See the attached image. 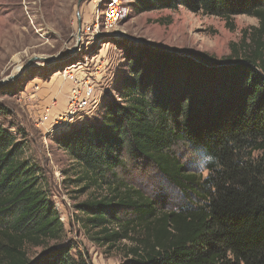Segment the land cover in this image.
Returning a JSON list of instances; mask_svg holds the SVG:
<instances>
[{"label":"trees","instance_id":"1","mask_svg":"<svg viewBox=\"0 0 264 264\" xmlns=\"http://www.w3.org/2000/svg\"><path fill=\"white\" fill-rule=\"evenodd\" d=\"M131 1L135 14L182 7L230 30L236 16L258 24L222 62L128 51L119 103L97 125L57 137L82 168L80 192L98 191L75 205L81 228L93 244L121 251L122 264H264V0ZM181 145L211 157L206 178L183 169ZM23 147L0 126V264H91L61 247L64 226ZM142 159L200 203L158 207L122 175ZM29 247L42 248L40 258L31 261Z\"/></svg>","mask_w":264,"mask_h":264},{"label":"rangeland","instance_id":"2","mask_svg":"<svg viewBox=\"0 0 264 264\" xmlns=\"http://www.w3.org/2000/svg\"><path fill=\"white\" fill-rule=\"evenodd\" d=\"M125 1L130 12L116 25L118 35L102 38L105 40L96 44H105L102 55L108 67L100 76L98 86L95 83V101L78 115L74 125L47 131L36 127L38 117L53 104V114L65 111L74 88V82L63 75L64 71L70 69L79 78L88 75L78 66L80 55L79 58L66 55L76 45L77 14L82 24L94 22L92 3L90 0H0V81L16 75L21 67L37 58L21 75L0 86V126L24 144L22 158L38 171L40 186L64 226L61 247L68 246L72 253L86 254L91 264H122L125 260L118 249L108 250L93 244L81 228L75 205L98 191L90 186L80 192L87 186L84 180L78 181L82 168L57 144V137L83 124L97 125L107 108L113 102L119 103L118 89L127 78L129 50L167 51L193 59L206 55L210 61L222 62L230 55V44L238 43L244 30L258 24L253 17L236 16L232 19L234 29L230 30L218 17L192 13L182 7L135 14L133 2ZM95 50L94 47L92 51ZM59 58L62 59L46 61ZM174 152L185 171L197 178L207 177L206 164L203 169L199 166L205 157L202 153L182 145ZM122 175L163 210L200 203L198 195L174 188L144 159L127 161ZM51 246L55 247V243ZM42 252L40 247L27 248L31 261L40 258Z\"/></svg>","mask_w":264,"mask_h":264},{"label":"built area","instance_id":"3","mask_svg":"<svg viewBox=\"0 0 264 264\" xmlns=\"http://www.w3.org/2000/svg\"><path fill=\"white\" fill-rule=\"evenodd\" d=\"M90 2L93 6L95 20L82 24L81 16L77 14L80 26L77 29L75 43L77 50L74 53L75 57L80 55L81 60L78 61V66L88 75L79 78V75L77 76L70 69L64 71L63 75L74 82V88L65 106L66 109L53 114L55 109L52 110V107L55 105L53 104L51 108L46 107L42 111L41 117H38L37 128L57 131L68 125H74L78 115L89 107L97 97L95 83L99 84V78L106 72L108 64L104 62L102 55L105 44L103 42L98 46L96 44L100 40H105L102 38L118 35V33L115 34V27L127 17L130 9L125 0H90ZM94 47L96 50L92 51Z\"/></svg>","mask_w":264,"mask_h":264},{"label":"water","instance_id":"4","mask_svg":"<svg viewBox=\"0 0 264 264\" xmlns=\"http://www.w3.org/2000/svg\"><path fill=\"white\" fill-rule=\"evenodd\" d=\"M80 26V21H78V27ZM77 50V45L76 47L69 51V53L66 55L67 57L68 56H71V55H74L75 51ZM62 58H59V59H53V60H46L48 63H51V62H55V61H58ZM37 58H34L33 60H31L30 62H28L27 64H25L23 67H21V69L17 72L16 75H12V76H9L7 77L6 79L0 81V86L2 85H5L7 84L9 81H12L13 79H15L17 76L21 75L24 71H26L30 66H31V63H33L34 61H36Z\"/></svg>","mask_w":264,"mask_h":264},{"label":"clouds","instance_id":"5","mask_svg":"<svg viewBox=\"0 0 264 264\" xmlns=\"http://www.w3.org/2000/svg\"><path fill=\"white\" fill-rule=\"evenodd\" d=\"M211 160V157H204L201 161H200V168L203 169L204 165L207 164L209 161Z\"/></svg>","mask_w":264,"mask_h":264}]
</instances>
